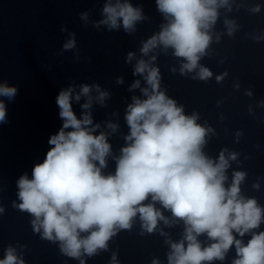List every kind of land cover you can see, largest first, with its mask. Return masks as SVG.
Segmentation results:
<instances>
[{
    "label": "clouds",
    "instance_id": "1",
    "mask_svg": "<svg viewBox=\"0 0 264 264\" xmlns=\"http://www.w3.org/2000/svg\"><path fill=\"white\" fill-rule=\"evenodd\" d=\"M155 2L165 23L142 42L140 53L148 60L141 58L134 65L133 75L141 76L147 86L141 87L137 79L129 88L139 89L141 96H132L127 106L129 132L120 155L112 157L115 172L104 174L103 169L112 156L109 135L119 126L106 122L110 131L97 134L101 125L93 122L91 113L93 101L105 107L110 93L99 84L79 85L78 92L76 86H69L56 97L62 126L50 135L51 147L43 161L33 166L31 178L25 173L16 181L20 203L13 202V207L29 213L34 232L40 233L42 239L59 241L60 251L79 260V264H85L83 255L92 257L107 250L108 241L119 230L130 229L137 216L148 233L154 232L160 221L170 226L169 218L156 207L157 202L185 226L180 241H165L170 246L168 264L223 261L233 246L236 258L232 264H264V231H254L264 223V207L241 194L245 172L235 171L231 184L225 186L226 170L238 154L223 149L217 159H212L204 153L206 137L212 129L197 123V114L186 115L183 106L161 90L160 69L153 64L156 56H149L158 47L165 52L172 49L175 57L182 58L181 75L198 69L193 78L207 81L213 73L199 61L212 40L210 29L218 19V9L231 10L229 0ZM260 10V5L252 9ZM102 16L95 27L105 25L109 31L122 27L127 34L135 32L136 24L146 18L142 7L133 6L129 0H105ZM88 18V12L80 14L81 20L87 22ZM225 25L232 35L235 22L225 20ZM69 37L63 45L65 51L76 47L75 34L69 33ZM135 57L134 52H129L126 62ZM225 75H218L217 82ZM116 83L122 84L123 78L118 77ZM17 93V86L6 80L0 82V123L7 122L5 100L13 101ZM82 97L78 117L73 103H80ZM149 197L151 201L144 203ZM245 234L251 237L247 243L237 238ZM202 235L211 243L202 245L198 239ZM0 264L25 261L14 247L8 246ZM111 264H117L115 254ZM152 264L160 262L153 259Z\"/></svg>",
    "mask_w": 264,
    "mask_h": 264
}]
</instances>
